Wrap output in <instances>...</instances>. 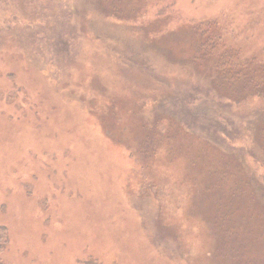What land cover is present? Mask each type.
<instances>
[{
  "label": "rangeland",
  "instance_id": "rangeland-1",
  "mask_svg": "<svg viewBox=\"0 0 264 264\" xmlns=\"http://www.w3.org/2000/svg\"><path fill=\"white\" fill-rule=\"evenodd\" d=\"M30 2L0 0V264H264V0Z\"/></svg>",
  "mask_w": 264,
  "mask_h": 264
},
{
  "label": "trees",
  "instance_id": "trees-1",
  "mask_svg": "<svg viewBox=\"0 0 264 264\" xmlns=\"http://www.w3.org/2000/svg\"><path fill=\"white\" fill-rule=\"evenodd\" d=\"M30 3H33V0H31ZM16 18L20 21L21 17L16 15ZM217 45L215 42H199L198 45V52L202 53V55L206 54V53H211V50H216ZM196 52L198 55L199 53ZM235 53L233 50H230V52L224 54L221 58H224V63H221L220 66L218 65V70L220 71H224V74H226V72L230 73V74H235V71L232 70V67H229V64H232L233 62V58H231V54ZM264 63V62H263ZM243 67H247V65H243ZM226 70V72H225ZM219 75V74H218ZM220 76V75H219ZM237 77L239 76V74L236 75ZM258 78H261L260 74L258 75ZM232 78V77H230ZM219 79H223L222 76H220ZM226 79V78H225ZM238 79H240V76L238 77ZM254 80V79H253ZM264 80V78H263ZM255 83L256 87H260V89L256 92H258V95H261V91L264 92V86L263 83L258 81H253ZM259 84V85H258ZM181 93H179V95H174V99L173 98H169V99H164L162 106H164V108L168 111V112H172L173 114H177L175 116H178V114H182L183 117H186L185 121L186 123H189L190 121H192L194 114L198 116L199 120H211V121H215V120H220V122L222 121V117L220 119H218L216 117V112L214 111V104H212L210 101L208 100H197V98H195L194 96H190V97H194L193 100H190L188 103H186V105H183V108L181 109V111L178 112V110H176V108H179L178 104L179 103H183L187 98L186 96L182 97ZM183 101V102H181ZM185 110V112H184ZM174 111H177L178 113H174ZM188 116V117H187ZM179 117V116H178ZM182 119V118H180ZM224 122H226L225 120H223ZM222 121V122H223ZM6 227H1L0 233L4 230H6ZM6 235V232L4 234V237ZM1 247V245H0Z\"/></svg>",
  "mask_w": 264,
  "mask_h": 264
}]
</instances>
